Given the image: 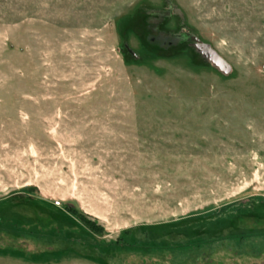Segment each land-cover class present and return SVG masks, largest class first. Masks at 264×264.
Instances as JSON below:
<instances>
[{"label":"rangeland","instance_id":"obj_1","mask_svg":"<svg viewBox=\"0 0 264 264\" xmlns=\"http://www.w3.org/2000/svg\"><path fill=\"white\" fill-rule=\"evenodd\" d=\"M0 264H264V0H0Z\"/></svg>","mask_w":264,"mask_h":264},{"label":"trees","instance_id":"obj_2","mask_svg":"<svg viewBox=\"0 0 264 264\" xmlns=\"http://www.w3.org/2000/svg\"><path fill=\"white\" fill-rule=\"evenodd\" d=\"M150 41H152V42H154V41H161V39L160 38H157V37H151L150 38ZM166 43H167V45H171V44H173V41H168L167 39H162V44H166Z\"/></svg>","mask_w":264,"mask_h":264},{"label":"water","instance_id":"obj_3","mask_svg":"<svg viewBox=\"0 0 264 264\" xmlns=\"http://www.w3.org/2000/svg\"><path fill=\"white\" fill-rule=\"evenodd\" d=\"M125 50L127 51V53L130 55V56H132L134 59H136L137 58V56L127 47V46H125Z\"/></svg>","mask_w":264,"mask_h":264}]
</instances>
